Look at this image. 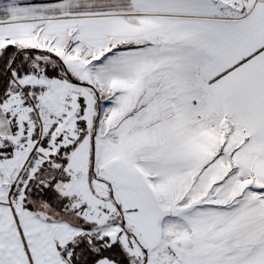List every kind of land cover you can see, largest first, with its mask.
Instances as JSON below:
<instances>
[{
    "label": "snow or ice",
    "instance_id": "obj_1",
    "mask_svg": "<svg viewBox=\"0 0 264 264\" xmlns=\"http://www.w3.org/2000/svg\"><path fill=\"white\" fill-rule=\"evenodd\" d=\"M0 264H264V0H0Z\"/></svg>",
    "mask_w": 264,
    "mask_h": 264
}]
</instances>
